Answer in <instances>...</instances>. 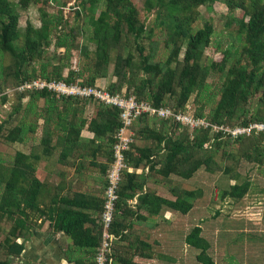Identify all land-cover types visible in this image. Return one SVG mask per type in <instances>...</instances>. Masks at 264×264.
<instances>
[{"label":"trees","instance_id":"16d2710c","mask_svg":"<svg viewBox=\"0 0 264 264\" xmlns=\"http://www.w3.org/2000/svg\"><path fill=\"white\" fill-rule=\"evenodd\" d=\"M33 1L37 2L38 0H19V4L23 9H27ZM100 1L89 0L87 3L83 0L78 5H73L76 19L88 11L89 26L92 27L93 39L97 45L95 74L89 80L84 81L81 79L83 74L81 72L56 75L55 71L48 72L46 65L41 67V76L30 77L25 75L23 68L30 60L40 58L47 52L45 46L49 44V38L53 35L52 31L57 27L55 25H43L36 28L28 23L25 31L22 32L19 28V13L15 6L9 0H0V56L3 57L8 54L14 60L17 79L14 84L7 82L0 87V106L3 107L6 103L11 104V107L14 105L11 116L6 120H0V137L3 136L11 118L24 109L26 110L25 113L35 117L39 122L43 120V143H47L46 137L57 130L59 140L63 142L66 152L73 153L74 150H85L86 146L103 143L110 153L109 164L103 168L105 180L100 198L83 193L71 197L63 192L64 184L61 188L56 186L57 194L61 193L62 195L58 200H52L54 208L49 214L48 220L54 234L64 233L67 237L72 238V243L67 249L76 252L78 257L72 260L66 254L68 260L64 258L66 262L69 261L72 264H80L81 260L96 264V254L102 239V213L107 188V170L115 160L114 151L119 142L118 133L123 126L121 109L93 99L65 97L46 90L14 92V96L5 93L9 89H15L24 81L36 78L64 81L80 86H95L98 74L108 67L112 54L119 50L123 30L126 26L127 32L133 34L136 42L146 38V29L144 25L138 26L139 21L131 0H106V8L100 12L98 17H95L96 4ZM215 1L217 0H147L148 10L158 8L156 22L158 26L168 31L167 45L171 43L174 46L180 42V39L185 42L184 59L178 68L179 73L171 70V65L178 61L181 54V50L176 47L164 64L165 67L169 68L167 72H164L159 66H152L149 62L150 57L144 55L142 51L138 64L135 63L131 54L127 57L117 55L114 71V76L117 78L114 87L117 88L112 87L107 90L112 95L126 91L128 97H135L140 102H147L158 108H170L175 112H183L186 110L187 103H191L190 99L193 92L200 87L202 90L197 93L196 100L194 99L191 103L195 117L205 119L217 127L236 128L264 124L259 123L264 120V115L259 114L256 109L252 115L248 116L250 111L247 107L251 106L252 92L261 94L259 100L264 103V2L250 0L252 9L258 6L259 8L247 10V14L250 16L249 23H245L244 19L238 21L240 24L239 37L241 36L242 40L241 50L233 53L232 50L226 49L221 61L209 59V62H205L204 54L206 49L212 45L215 29L209 22L198 29L194 25L197 23L199 8ZM252 1L258 5L252 6ZM67 5V3H63L61 7L64 8ZM60 22L63 28L61 27L59 30L57 46L67 47L71 35L64 34V30L68 29L69 25L64 21L62 15ZM70 30L72 31V28ZM153 31L154 29L150 30L151 36ZM22 38L24 40L20 45L19 42ZM84 54L87 56L86 51ZM231 61L234 62V65L228 68ZM136 69L143 70L147 75L155 73L154 77L157 79L155 91L152 89L155 78L144 80L142 85L137 87L135 93H129L127 89L123 90V82L127 78V73L132 71L133 74H136ZM212 72L223 74L226 79L222 84L221 92L219 91L220 100L217 102L214 111L207 113L206 107L215 103V95L209 92L211 85L206 82L207 77ZM178 89L179 91H177ZM41 100L43 106L40 105ZM60 101L65 104L68 103L67 106L69 105V107H65V111L58 112V119L63 121L64 125L61 129L53 126V132H50L49 114L51 111H58ZM73 101L95 102L100 108L96 116L90 120L83 119L80 122H75L68 119L66 121L67 114L73 111L70 105V102ZM195 101H200L203 106L198 107ZM240 106L242 107L240 108ZM235 112H239V114L235 116ZM39 122L34 125L31 124L32 122H24V124H31V134H34ZM131 129L134 131V141L125 153L127 168L123 171L119 185V199L116 203L112 224V232L119 238L114 250V264H121L123 255H127L121 252V246H124L122 243L128 242V247H132L134 251L131 256L132 262L128 264H139L134 261L133 256H141L143 251L148 252L146 248L150 247L149 244L144 243L139 237L136 240L130 239L133 219L142 217L140 213L142 209L148 210L152 217L165 209L188 214L194 207L193 200L199 199L203 193L201 190H184L182 194H179L178 192L181 190L171 186L169 191L174 198H166L148 190L147 185L151 184L152 181L155 183L163 182V184L169 182L171 175L189 180L203 166L207 167L211 164L213 158L211 154L215 153L212 150L217 151L222 147L224 148L229 141L241 142L246 137L262 135L264 138V131L258 132L255 129L250 134L237 137H232L230 134L221 131L211 135L210 128H200L191 132L179 123L149 115L137 118ZM23 130L24 127L16 128L17 134L11 132L6 139L10 144L25 143L27 138L18 137ZM83 130L93 133L94 138L83 139L81 137ZM135 131L141 137L155 142V145L136 146ZM257 149L254 147L252 151ZM100 150L101 146L97 145L91 153L92 157ZM204 151L212 152L207 158L204 155L199 158V154ZM232 152L228 150L227 155H231ZM240 154L243 155L244 152L242 151ZM44 155L46 157L50 155L47 148L44 150ZM249 155L252 154L249 153ZM66 156L67 153H63L60 161H64ZM40 160L41 156L34 153L26 155L17 152L13 162L9 161V163L0 156V219L6 218L14 222L13 232L7 235L6 243L3 245L6 258L0 259V264H18L14 263L12 259L23 255L26 242L30 239L32 230V225L29 223L30 213H41L40 218L46 213L42 210V203L47 181L37 177V165H34V162ZM254 162L257 163L255 160ZM92 163L96 164L94 161ZM147 167L149 168L148 172L145 171ZM79 175V178L82 179L83 173H79ZM63 177H67V174L64 173ZM250 187L249 180L240 184L235 183L230 185L224 195L241 200L248 194ZM138 193H141L138 197V203L133 207L129 202ZM201 233L202 229L199 226L193 228L186 237V243L200 251L196 257L198 262L215 264L214 259L208 253L210 245L201 236ZM147 255L145 254V256Z\"/></svg>","mask_w":264,"mask_h":264},{"label":"rangeland","instance_id":"374dc122","mask_svg":"<svg viewBox=\"0 0 264 264\" xmlns=\"http://www.w3.org/2000/svg\"><path fill=\"white\" fill-rule=\"evenodd\" d=\"M9 1L15 6L16 11L19 13V28L22 32L25 31L28 23L36 28H40L43 25H55L57 27L53 29V35L49 38V44L45 46L47 52L40 58H33L25 65L23 68L25 75L30 77L41 76L40 70L44 65L47 66L48 72L55 71L56 75L59 73L67 75V73L70 74V72H81L83 73L81 79L84 81L89 80L91 76L95 74L94 66L97 61V45L93 39L92 27L89 26V13L87 11L79 19H76L75 9L73 8V5H78L83 0H38L37 2L33 1L27 9H23L20 6L19 0ZM84 1L87 3L89 2V0ZM131 2L135 7V13L139 21L138 26L144 25L146 29V38L136 42L133 34L127 32V26L124 28L119 50L112 54L110 64L106 69L100 71L95 82V84H99L107 89L114 87L117 82V78L114 76L117 55L127 57L131 54L135 59V63L138 64L140 61V52L142 51L144 55L150 57L149 62L152 66H159L164 72H167L169 68L165 67L164 64L174 47H176L181 50V54L178 61L171 65V70L175 71L177 74L179 73L178 68H180V63L184 59V51L186 48L184 41L180 39V42L174 46L171 43L167 45L168 31L158 26L156 22L158 8H151L148 10L149 6L147 0H131ZM259 2H264V0H259ZM63 3H67L68 5L62 8L61 4ZM106 3V0H101L96 4L95 17H98L100 12L106 8ZM257 5V3L252 1V6L256 7ZM258 8L259 6L253 9L256 10ZM253 9L251 8L250 0H217L199 8L197 23L194 26H196L197 29L202 28L205 23L209 22L215 29L212 45L206 49L204 54L205 62H209V59H214L217 62L221 61L226 49L232 50L233 53L241 50L242 40L241 36L239 37L238 29L240 24L238 21L244 19L243 21L245 23H249L250 16L247 14V10ZM61 15L64 21L69 25L68 29L64 30V34L71 35L70 41L67 42L69 43L67 47L57 46V36L62 27L60 22ZM70 28H72V31ZM151 29H154L152 36L150 33ZM23 40L22 38L19 42L20 45H22ZM85 51L87 52V56L84 54ZM235 56L236 54L234 57ZM233 65L234 62L231 61L228 68H231ZM135 71L136 74H133L132 71L127 73V78L123 82V90L127 89L129 93H135L137 87L142 85L143 81L149 78H155L153 80L152 89H154V91L157 89V79L154 77V72L147 75L143 70L136 69ZM225 79V75L215 72H212V74L207 77L206 82L211 85L209 92L215 95V103L206 107L207 113L214 111L217 102L220 100V92ZM16 81L14 60L8 54H5L3 57L0 56V87L4 86L7 82L14 84ZM201 90L202 89L199 87L193 92L190 99L191 103ZM177 91H179V89ZM15 95L17 96V93H15ZM12 96H14V93ZM260 97L261 94L251 93V106H247L250 111L248 116L252 115L256 109L259 114L264 115V103L260 102ZM191 103H187V105L192 106ZM58 104V111H51L49 114L51 121V128H49L50 132H53V126H57L58 129H61L64 125L63 121L58 119V112L63 111L66 109L65 107H69V105L67 106L68 103L65 104L62 101ZM196 104L200 108L203 106L200 101H197ZM10 105L11 104L6 103L5 106H0L1 121L8 119L13 113L14 105L13 107ZM40 105L43 106V101ZM70 105L73 111L67 114L65 117L66 121H68V119L69 121L75 122H80L83 119L90 120L96 116L100 108L95 102L83 103L73 101L70 102ZM83 107H85V109H83ZM241 107L242 106H240V108ZM25 112L26 110L23 109L19 114L13 116L8 126L5 128L3 136L0 137V156L6 159L8 163L9 161L13 162L15 148L6 138L11 132L17 134L16 128L24 127V130L19 133L18 137L27 138L26 143H24L28 145L27 150H31V153L40 155L41 159L46 162L45 164L43 161L34 162V165H37V173H68L70 177L66 180L67 184L63 180V182H65L64 193H67L68 196L71 197L83 193L88 196L100 198L105 180L103 168L104 166L107 167L110 161V153L107 147H105L103 143H98L89 145L90 147L86 146L85 150H74L73 153L66 152L63 142L59 140V132H57V130L46 137L47 143H43V120L39 122L38 119L31 117ZM235 113V116L239 114V112ZM24 122H32L31 124L33 125L39 122L38 128L34 134H31V124L25 125ZM259 123H264V120ZM135 133L136 146L155 145V142L152 140L141 137L136 131ZM97 145L101 146V150L97 153L98 155L96 154L92 157L91 153ZM254 147L258 149L252 151ZM45 148L50 151V155L47 157L44 155ZM228 150L233 151L231 155H227ZM87 151L88 153H86ZM212 151L215 153L211 154L213 157L211 164L207 167L203 166L191 179L188 180L176 175H171L169 177V182L163 184V182L155 183L152 181V185H147V188L153 192H161L162 190L160 187H165L169 191L171 186H175L181 190L178 192L179 194H182L184 190H201L203 193L200 198L193 200L194 207L192 211H190L189 214H179L182 227L199 226V224L203 223L201 219L202 221L206 219L207 224H212L211 219H216V221L219 220L222 223L220 229L222 231H230V236L223 247L224 249L222 248L223 251H220L222 255H220L219 258L222 264H264V225H262L264 224V138H262V135H256L254 137H246L241 142L229 141L228 145L224 148L222 147L217 151ZM212 151L201 152L198 157L202 158V155H204L207 158ZM242 151L244 152L243 155L240 154ZM63 153H67V156L64 158V161L61 160L62 163H65L62 165L60 159ZM249 153L252 155H249ZM247 155L250 158L247 159ZM254 160L257 163H255ZM92 161L96 164L92 163ZM79 173H83L82 179L79 178ZM246 180L250 181L251 187L250 191L243 199H235L224 195V192L229 189L230 185L235 183L240 184ZM46 181L45 195L42 203V210L46 211V213L41 218V213H30L29 223L32 225L30 239L33 237L32 232L35 228L44 235L48 233L47 235L53 236L54 238L56 236L52 232L50 226L44 228V224L49 222L48 216L52 213V209L54 208L52 200H58L62 194H57L58 191L56 186H53L48 178H46ZM155 185H158V187ZM65 186H67L68 189L67 187L65 188ZM248 206L254 207L253 212L250 211V209L249 212L242 210L244 207ZM247 215L249 218H244L248 217ZM243 219L251 221L254 224H260V221H262V224L259 225L260 228H256L257 226L255 228L250 227V233L244 234L240 231L243 229L239 228L244 224V221L242 222ZM13 223V221L7 220L6 218L3 220L0 219V259L6 258L3 245L6 243L7 235L13 232ZM190 232L191 229L188 233ZM246 235H250V244L259 246L255 259H245L246 244L244 241ZM71 243L72 241L68 242L66 238H60L57 241V244L61 246L63 257L67 260L68 257L72 260L78 257L76 252L67 249ZM190 250L191 256H193L195 250L194 248ZM26 254V258L23 256L15 257L12 261L18 264H35L31 260V254ZM130 262H132L131 255H123L121 264H128ZM68 264H72V262ZM80 264L90 263L81 260Z\"/></svg>","mask_w":264,"mask_h":264},{"label":"crops","instance_id":"0c3cea01","mask_svg":"<svg viewBox=\"0 0 264 264\" xmlns=\"http://www.w3.org/2000/svg\"><path fill=\"white\" fill-rule=\"evenodd\" d=\"M81 137L83 139H93L94 134L88 130H83L81 133ZM13 147L15 148V154L17 152L26 155L32 154L31 150H27V144L15 142L13 144ZM40 161H43L44 164L46 163L42 159ZM37 177L45 181L46 178H48L49 182H51L53 186L61 188L62 184H65L67 178L70 177V175L67 173V177L64 178L63 173H37ZM63 180L65 182H63ZM150 185H152V183L149 184V186ZM155 186L158 187V185ZM160 188L162 191L155 192L157 195L166 198H174V196L167 190V188ZM140 194L141 193H138V197ZM249 209L253 212L254 207L248 206L244 207L242 210H244L245 212H249ZM140 213L142 215L141 218L133 219L130 239L136 240V238L139 237L142 241H144V243L149 244L150 247L146 248L148 252L143 251V254L141 256H133L135 262L139 264H201L197 261L196 258L200 251L186 243V237L189 234L188 231L197 227V225L194 227L190 226L188 228L186 226L182 227L179 218V214L181 213L173 210H162L161 213L157 214L155 217H152V215H150L148 210L146 209H142ZM244 218H249V216ZM211 221L212 224H207L206 219L204 221H202L201 219V222H203L199 224V227L202 229L201 236L210 245L208 253L214 259L215 264H222L219 258V256L222 255L220 251H223V247L230 236V231H222L220 229L222 227V223L219 220L216 221V219H211ZM243 221L244 224H242L239 228L243 229L240 231H242L244 234L250 233V227L255 228L257 226L256 228H260L259 225L262 224V221H260V224H254L253 222L246 219H243L242 222ZM47 226H50V222L44 224V228H46ZM36 230L37 228L33 230V237H31V239L26 242V248L22 256L26 258V253H30L31 255H29L31 257V260L35 264H68L64 260L61 246H59L60 243L57 244V241L60 238H66L69 242L71 241V237H67L64 233H59L55 234L56 236L54 238L53 236L47 235L48 233L44 235L40 233L39 230ZM249 236L250 235H246V239L244 241V243L246 244L245 259L247 260L250 258H256L257 249L259 247L258 245L249 243ZM122 245L124 246H121V252L132 256L134 251L132 247H128V242H125L124 244L122 243ZM191 248H194L195 250L193 256H191L190 253ZM145 254L148 255L145 256Z\"/></svg>","mask_w":264,"mask_h":264},{"label":"built area","instance_id":"2783aa9c","mask_svg":"<svg viewBox=\"0 0 264 264\" xmlns=\"http://www.w3.org/2000/svg\"><path fill=\"white\" fill-rule=\"evenodd\" d=\"M49 91L65 97L89 98L103 102L108 106H116L121 109L122 128L118 133L119 142L115 146L114 162L107 170V188L105 191L104 211L102 213V239L100 247L96 254V264H114V250L119 241L117 235L112 232V224L116 211V203L119 199L118 189L122 180L124 169L127 168L125 163V153L129 150L134 141V132L131 129L134 121L144 115L157 117L172 122L179 123L182 127L189 129L191 132L200 128H210L211 135L221 131L237 137L244 134H250L252 130L264 131V124H253L249 127H217L202 118L193 115L192 106L186 105L183 112H175L170 108L155 107L147 102H140L135 97H128L126 91L121 94L112 95L107 88L95 86H80L79 84H68L64 81L45 80L36 78L21 83L15 89H9L5 94L12 96L14 92L27 91ZM149 168L145 169L148 172ZM136 197L130 200L131 206L137 205Z\"/></svg>","mask_w":264,"mask_h":264},{"label":"water","instance_id":"95a60500","mask_svg":"<svg viewBox=\"0 0 264 264\" xmlns=\"http://www.w3.org/2000/svg\"><path fill=\"white\" fill-rule=\"evenodd\" d=\"M70 240L72 241V238H70Z\"/></svg>","mask_w":264,"mask_h":264}]
</instances>
